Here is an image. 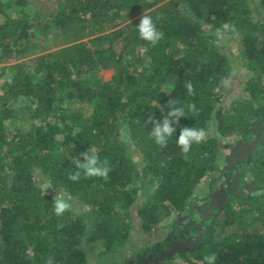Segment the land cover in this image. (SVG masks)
<instances>
[{
	"label": "trees",
	"instance_id": "trees-1",
	"mask_svg": "<svg viewBox=\"0 0 264 264\" xmlns=\"http://www.w3.org/2000/svg\"><path fill=\"white\" fill-rule=\"evenodd\" d=\"M257 1L264 11V0ZM65 3V9L49 15L52 21L42 22L28 11V0H0V60L15 59L0 74L9 79L0 84V264H45L49 257L53 264H89L85 244L108 250L127 239L137 198H145L139 211L143 220L186 211L217 170L220 143L207 135L212 122L226 139L245 138L264 122V22L244 0ZM145 14L164 33L155 47L139 37ZM223 23L235 26L236 33H226L241 37L252 71L243 95L229 107L222 105L221 91L233 70L219 44L223 40L206 33ZM52 25L66 46L43 54L37 36ZM21 60L26 62L18 64ZM106 70L114 71L110 81L97 77ZM189 81L194 95L185 88ZM19 99L36 104L26 120L29 129L11 127V119L24 112L11 109ZM169 101L183 106L185 117L173 125L176 132L161 149L150 138L154 125L146 121L152 115L162 122ZM183 127L206 132L187 158L176 143ZM91 147L109 159L108 178L70 181L72 158L83 162L80 154ZM246 160L253 166L243 197L232 191V170L225 171L229 198L208 219L194 221L201 242L189 252L192 264L213 252L217 264H264V141ZM37 170L91 211L56 215L54 198L41 187Z\"/></svg>",
	"mask_w": 264,
	"mask_h": 264
},
{
	"label": "rangeland",
	"instance_id": "rangeland-1",
	"mask_svg": "<svg viewBox=\"0 0 264 264\" xmlns=\"http://www.w3.org/2000/svg\"><path fill=\"white\" fill-rule=\"evenodd\" d=\"M244 1L254 15L264 22V11L258 5V1ZM28 2V11L37 13L42 22L52 21L53 17H50L52 14L67 7L65 0H28ZM37 24L39 25L40 22H37ZM210 30L206 28V33L211 34L213 38L217 37L223 40L219 44L224 48L230 67L233 70L228 82L225 84V88L221 91L223 96L222 105L229 107L233 101L243 95L242 87L252 76V71L248 67L246 60H244L240 36H232L224 32L218 35L217 30L213 32H210ZM37 37L42 45L43 54L54 52L66 46L61 32L59 30L56 31L53 25L51 26V31L48 30L44 35L40 34ZM26 60H21L17 63L22 64ZM14 62L13 56L3 61L0 60V74H2V70L5 67L13 65ZM113 75V70H106L99 72L97 77L102 81H110ZM6 81H9L6 76L2 78L0 76V84ZM10 105L12 111H24L18 118L11 119L12 129H29L30 124L26 120L31 119V116H33L36 108L34 105L36 104L30 100L19 99L14 105L13 103H10ZM23 115L25 116L23 117ZM85 115L87 117L91 116L92 108L87 109ZM35 121L32 120V122ZM126 132L125 129L124 133ZM207 135L218 138L221 156L215 174L199 186L196 195L187 205L186 211H173L170 216L157 221L143 220L139 216V211L145 198L143 196L137 198L131 209L132 217L128 224L127 239L108 250L104 245L100 246L98 243L94 249L93 245L87 246L85 244L84 251H87L86 259L89 264H192L193 258L189 255V252L197 249L201 242V238L193 231L192 226L196 221H199L200 216L204 219L212 216L216 212V208L229 198L224 183L225 171L232 170V191H236L238 194L247 192L250 184H248L246 173L253 165L248 166L246 159L249 156H255L259 152V144L264 141V122L259 128H253L245 138L226 139L217 133V125L214 121L211 123ZM132 145L130 144V147ZM132 152L136 153L135 150H132ZM135 162H137L138 168L141 170L143 168L142 157L137 155ZM36 174L41 187L53 198L60 195L69 200L71 203L70 209L73 212L88 213L91 211L89 206L83 205L77 199L71 198L62 193L61 190L54 188L48 177L41 170H37ZM245 195L247 194L245 193ZM240 197H243V194ZM238 203L239 200L233 205L237 206Z\"/></svg>",
	"mask_w": 264,
	"mask_h": 264
},
{
	"label": "clouds",
	"instance_id": "clouds-1",
	"mask_svg": "<svg viewBox=\"0 0 264 264\" xmlns=\"http://www.w3.org/2000/svg\"><path fill=\"white\" fill-rule=\"evenodd\" d=\"M140 39L150 43L155 47L163 38L164 33L157 29L156 24L149 15H143L140 23L137 27ZM231 31L236 33V28L234 25L229 23H223L220 29H217V34L222 32L226 33ZM185 88L189 95H194L195 90L192 83L186 82ZM178 102L169 101L166 116L161 121L154 120L152 115H149L146 124L152 123L154 127L150 132V138H152L156 145L161 149L168 146V142L173 138L176 128L173 125H179L180 118L185 117V108L183 106H177ZM206 137V132L204 129L198 128H181L178 139L176 140L177 146L181 149L182 154L185 158L191 152L193 144H200L204 142ZM83 157V162L78 157H73L71 160L72 165H74V171H71L68 175V179L72 182H79L83 177L84 179L91 178H102L107 179L111 171V164L108 158L103 160L98 155L96 149L91 147L88 151L80 154ZM71 208V203L69 200L58 195L54 198L53 209L56 215H63L65 212L69 211ZM218 257L216 253H208L203 256L201 264H217ZM45 264H53V260L49 257Z\"/></svg>",
	"mask_w": 264,
	"mask_h": 264
}]
</instances>
